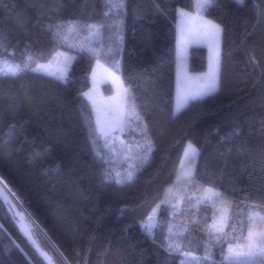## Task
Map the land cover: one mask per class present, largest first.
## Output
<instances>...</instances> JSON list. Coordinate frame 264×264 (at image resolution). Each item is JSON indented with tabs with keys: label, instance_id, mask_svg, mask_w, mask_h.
<instances>
[{
	"label": "trees",
	"instance_id": "16d2710c",
	"mask_svg": "<svg viewBox=\"0 0 264 264\" xmlns=\"http://www.w3.org/2000/svg\"><path fill=\"white\" fill-rule=\"evenodd\" d=\"M201 1L223 27L219 87L175 112L177 13L198 0H126L119 9L106 0H0V60L24 66L33 57L18 76L0 74V178L24 201L54 264H245L227 258L230 245L264 229V0ZM60 50L75 55L66 79L31 71ZM97 60L134 97L111 143L84 94ZM206 69L207 48L191 46L189 70ZM186 154L191 179L182 177ZM157 205L150 236L140 224ZM223 216L216 243L211 228ZM0 264H48L3 202Z\"/></svg>",
	"mask_w": 264,
	"mask_h": 264
},
{
	"label": "rangeland",
	"instance_id": "374dc122",
	"mask_svg": "<svg viewBox=\"0 0 264 264\" xmlns=\"http://www.w3.org/2000/svg\"><path fill=\"white\" fill-rule=\"evenodd\" d=\"M205 4H203L201 0H198L195 11H188L182 8L178 9L177 26L179 30V42L177 45L176 56L175 112H178L177 103L179 96L192 95L196 93L204 84L206 79L210 76V74H212L214 69L217 70L219 84L223 27L220 23L210 19L203 13ZM204 20H211L213 23L219 24L222 28L219 38L218 50L212 43L211 39L204 35L203 31L201 30V25ZM193 45L205 46L207 48V69L204 72L193 73L189 70V49ZM74 56V53L60 50L54 54L51 60L47 62H41L39 64L45 65L47 72L56 74L51 76L56 77L64 69H67L68 76L69 69L74 61ZM2 60H7L10 62V64H5L3 65V68L0 69V71L5 73H7V69L12 65L19 64L8 59ZM19 65L21 68L23 67L21 64ZM47 72L43 73L47 74ZM109 73H113L114 76H109ZM107 84H112V91L110 93L106 92V88L108 89ZM126 88L128 87L125 85L119 73L104 65L99 60L96 61L91 73V87L86 90L84 94H87L85 96L93 105L96 115L97 131L106 142L111 143L114 141V138H118L126 126V118L128 117L127 115L129 114L132 117L131 111L134 109V106L129 107V104L132 100L131 98L127 100L123 98L124 89ZM121 140V143H124V140ZM187 157L188 154H186V158L182 164V177H187V173L190 170V164L186 161ZM158 210L159 208L157 211ZM157 218L158 216L153 213V220H146L145 223L156 224ZM226 219L227 216L219 218L217 224L211 229L215 230V228L223 227L225 230ZM262 232H264V229L260 231H253L254 234H259ZM248 243L242 248L233 249L232 258L230 259L229 254L227 259L231 260L232 262L249 261L251 258L245 255V253L248 252ZM256 248H264V242L257 241ZM236 253L240 254L238 258Z\"/></svg>",
	"mask_w": 264,
	"mask_h": 264
},
{
	"label": "snow or ice",
	"instance_id": "6c2138e0",
	"mask_svg": "<svg viewBox=\"0 0 264 264\" xmlns=\"http://www.w3.org/2000/svg\"><path fill=\"white\" fill-rule=\"evenodd\" d=\"M234 2L241 7L245 6V0H234ZM106 3L110 4L112 8L119 9V8L125 7L126 0H106ZM208 3L211 5L213 3V0H208ZM161 11H163V10H161ZM76 23L77 22L69 21L68 22V30L72 31L74 29V27L76 26ZM87 27L92 28L93 26L88 25ZM201 30L203 31L204 35H206L207 37H209L211 39L212 43L216 46V48L218 50L219 38H220V35L222 32L221 26L219 24L213 23L211 20H204L202 22V25H201ZM55 35H59V33L58 32L54 33V36ZM25 60H26V63L24 64L23 68H21V66L19 64L12 65L11 67H9L7 69V74H9L13 77H16L24 69H28L30 67V62L33 60V57L31 55H28V56H26ZM5 64H10V62L7 60H0V69H2L3 65H5ZM31 71H33V72H47V69H46L45 65L37 63L34 68H31ZM0 74H5V73L3 71H0ZM47 74L48 75H56L55 73H51V72H47ZM108 75L114 76L113 73H109ZM66 77H67V69L62 70L61 73L56 76V78L60 79V80H64V79H66ZM218 87H219V85H218V74H217V70L214 69L212 74H210V76L206 79L204 84L201 86V88L196 93H194L192 95H181V96H179L178 103H177V110L179 111L182 108H184L189 103V101L200 100L206 96L214 94L218 90ZM85 95H87V94H85ZM123 98L125 100H127L129 98L134 99V97H132V93H131L129 88L124 89V97ZM146 131H147V129L145 128V133H146ZM234 132L236 134H238L239 129L238 128L234 129ZM148 144L151 145V140H148ZM151 151H152V148L149 147L148 152L151 153ZM193 152L198 154L197 150L194 147H193ZM190 162L193 163V168L189 170L187 175L191 179L195 175V168H194V161H190ZM117 175L119 176V174H117ZM132 176H133V173L129 172L127 179L131 180ZM121 182L122 181L120 179L116 180V183H121ZM0 184H3V188H0V202H3L4 204H6L8 206V209L10 212L13 213V218L15 220L16 216L20 215V213L17 212L15 204L11 203V199L15 198V200L20 203L21 207L24 206V201L2 179H0ZM217 195H219V194H217ZM159 207L160 206L157 205V208L153 209V213H155L157 216H158L157 209ZM153 213H149V215L147 216L146 219L148 221L153 220ZM249 219L251 220L252 217H249ZM226 226L227 225L225 223V227ZM140 227L143 230H145L147 235L154 236V230L157 227V225L154 223H145L142 221L140 224ZM185 231H186V229H185ZM215 232L219 233L220 235L213 236V240L216 243H220L221 237L224 234V228L223 227L215 228ZM248 241H249L248 252L245 253V255L251 259L249 261H246L245 264H252V260H254L255 257L259 256V257L264 258V248H256L257 241L264 242V232L259 233V234H254L253 232L250 231L248 233ZM173 247L174 246L170 244L169 250L171 251L173 249ZM176 247H178V244L176 245ZM229 254H230V259H231L232 254H233V249H232L231 245L229 246ZM239 255H240L239 253H236L237 258L239 257ZM261 264H264V259H262Z\"/></svg>",
	"mask_w": 264,
	"mask_h": 264
},
{
	"label": "water",
	"instance_id": "95a60500",
	"mask_svg": "<svg viewBox=\"0 0 264 264\" xmlns=\"http://www.w3.org/2000/svg\"><path fill=\"white\" fill-rule=\"evenodd\" d=\"M0 188H3V184H0ZM11 203L15 204L17 212L20 213V215H17L16 218H17L18 222L21 224V226L24 228V230H25L28 238L30 239V241L33 243V245L36 247L38 252L41 254V256L44 258V260L48 264H54L53 261L51 260V258L44 252V250L40 247V245L38 244V242L34 238L32 232H31V230H30V228H29V226L27 224V221H26V219H25V217H24V215L22 213L20 203L18 201H16L15 198L11 199Z\"/></svg>",
	"mask_w": 264,
	"mask_h": 264
}]
</instances>
